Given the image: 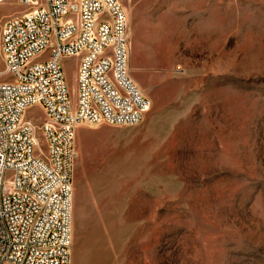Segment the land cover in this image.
Wrapping results in <instances>:
<instances>
[{
    "label": "rangeland",
    "instance_id": "1",
    "mask_svg": "<svg viewBox=\"0 0 264 264\" xmlns=\"http://www.w3.org/2000/svg\"><path fill=\"white\" fill-rule=\"evenodd\" d=\"M123 2L151 108L76 129L71 264H264V0Z\"/></svg>",
    "mask_w": 264,
    "mask_h": 264
},
{
    "label": "built area",
    "instance_id": "2",
    "mask_svg": "<svg viewBox=\"0 0 264 264\" xmlns=\"http://www.w3.org/2000/svg\"><path fill=\"white\" fill-rule=\"evenodd\" d=\"M123 1L16 0L0 23V264H71L76 129L136 126L151 108L129 75Z\"/></svg>",
    "mask_w": 264,
    "mask_h": 264
}]
</instances>
